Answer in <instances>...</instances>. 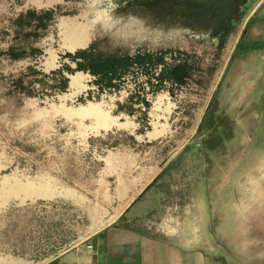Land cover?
I'll return each mask as SVG.
<instances>
[{
    "label": "rangeland",
    "instance_id": "1",
    "mask_svg": "<svg viewBox=\"0 0 264 264\" xmlns=\"http://www.w3.org/2000/svg\"><path fill=\"white\" fill-rule=\"evenodd\" d=\"M191 2L217 6L216 12L234 2L236 15L219 36L215 20L192 23L180 1L168 3L171 16L156 15L146 1L0 0V264L48 261L70 247L58 243L54 227L72 219L76 228L75 207L71 214L39 204L52 202L59 180L91 186L108 149L133 153L150 178L166 168L168 189L186 182L198 189L203 177L213 204L225 197L220 208L228 234L238 225L230 200L250 191L264 195V0ZM83 49L133 58L150 52L163 63L133 64L116 87L98 83L88 70H65L66 90L35 85L27 93L42 74L51 85V71L76 68L67 54ZM182 63L190 72L183 82L160 81L163 67ZM90 102L124 113L138 126L139 140L126 129L91 133L93 119H80L88 115L79 111ZM206 196L202 191L187 202L189 238L202 237L216 220L217 209L202 207Z\"/></svg>",
    "mask_w": 264,
    "mask_h": 264
},
{
    "label": "crops",
    "instance_id": "2",
    "mask_svg": "<svg viewBox=\"0 0 264 264\" xmlns=\"http://www.w3.org/2000/svg\"><path fill=\"white\" fill-rule=\"evenodd\" d=\"M84 110L88 116L80 119H93L89 125L91 133L126 129L139 140L138 126L126 119L124 113L114 114L100 102H90L79 111ZM104 154L91 186L59 180V184H54L52 202L39 204L59 213L68 209L73 214L75 207L76 228H72V219L68 224L62 219V224L56 223L54 227V238L70 247L48 261L31 259L22 264H264V228L260 232L256 226L264 214V195L250 191L241 200H230L229 209L236 212L238 225H234V231L229 228L228 234L227 217L220 208L225 197L213 204L203 177L195 182L197 188L200 185L198 189L190 191L187 182L183 189L182 185L180 189H168L170 177L164 175L166 168H160L150 178L140 171L142 161L126 149L116 147ZM202 191L208 199L203 200L202 207L209 204L210 209L214 207L218 212L212 228L205 226L202 237L192 239L188 235L187 202L196 201ZM255 202L259 203L256 211ZM192 230L199 232L195 224ZM89 244L94 249H89Z\"/></svg>",
    "mask_w": 264,
    "mask_h": 264
},
{
    "label": "trees",
    "instance_id": "3",
    "mask_svg": "<svg viewBox=\"0 0 264 264\" xmlns=\"http://www.w3.org/2000/svg\"><path fill=\"white\" fill-rule=\"evenodd\" d=\"M70 59L77 61L76 68L71 67L69 64H65L64 68H58L51 71L53 83L50 85L46 78L48 75L42 74L37 80L30 81L27 88V93L33 95L34 86L39 85L41 89L48 90L51 86L58 87L60 91L66 90L68 87V77L64 73L65 70L68 72H74L75 69L88 70L90 73L97 76V82L104 84L107 87H116L115 80L120 79L122 74L129 70L133 64L146 65V69H153L156 63H163L162 58L154 56L150 52L139 53L136 57H117L115 55H103V54H93L89 50H78L75 53L67 54ZM188 67L185 63L178 64L172 68L163 67L162 72L158 76L160 81L163 82L164 79L168 78L174 80L177 83L184 81V78L190 74L188 72ZM39 72V71H31ZM31 75H34L31 74ZM35 81H38L36 83ZM22 88H24L22 86Z\"/></svg>",
    "mask_w": 264,
    "mask_h": 264
},
{
    "label": "flooded vegetation",
    "instance_id": "4",
    "mask_svg": "<svg viewBox=\"0 0 264 264\" xmlns=\"http://www.w3.org/2000/svg\"><path fill=\"white\" fill-rule=\"evenodd\" d=\"M130 1L148 2L149 4L148 8L150 9L151 12L155 13L156 15H158L159 12H163L164 14L166 13L171 14L167 12L169 9H166L168 3L180 1L183 4L184 10H186L187 12H189L190 15H192L191 17L192 23L195 24L197 20L204 17L210 18V21L215 20L216 21L215 28L218 35L225 30L223 29L224 24L228 23L236 15L234 2L222 6L224 8L222 10L217 9L216 12V9L213 8H216L217 6L212 5L210 8H207L199 2H191L196 0H130ZM162 4L164 5V9L158 10V6L159 5L161 6ZM173 14H171V16H173Z\"/></svg>",
    "mask_w": 264,
    "mask_h": 264
},
{
    "label": "built area",
    "instance_id": "5",
    "mask_svg": "<svg viewBox=\"0 0 264 264\" xmlns=\"http://www.w3.org/2000/svg\"><path fill=\"white\" fill-rule=\"evenodd\" d=\"M88 248H89V249H93V245H92V244H89V245H88ZM75 264H81V263L77 262V263H75ZM91 264H93V263H91ZM95 264H98V263H95Z\"/></svg>",
    "mask_w": 264,
    "mask_h": 264
}]
</instances>
